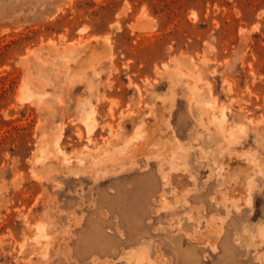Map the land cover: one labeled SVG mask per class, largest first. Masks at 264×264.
I'll list each match as a JSON object with an SVG mask.
<instances>
[{
    "label": "rangeland",
    "instance_id": "obj_1",
    "mask_svg": "<svg viewBox=\"0 0 264 264\" xmlns=\"http://www.w3.org/2000/svg\"><path fill=\"white\" fill-rule=\"evenodd\" d=\"M132 255L264 264V0H0V264Z\"/></svg>",
    "mask_w": 264,
    "mask_h": 264
},
{
    "label": "bare ground",
    "instance_id": "obj_2",
    "mask_svg": "<svg viewBox=\"0 0 264 264\" xmlns=\"http://www.w3.org/2000/svg\"><path fill=\"white\" fill-rule=\"evenodd\" d=\"M83 63H84V62H83ZM85 65H86V64H85ZM24 86H25V85H24ZM211 111H212V110H211ZM211 111H210V112H211ZM220 111H221V110H220ZM220 111L217 110V111L215 112V114H214V112H211V114H210V115L215 116V117L219 120V122H220V121L222 120V118L224 117V116H222L223 114H221L222 111H221V112H220ZM210 112H209V113H210ZM207 113H208V111H207ZM208 116H209V115H208ZM91 118H92L91 116H89V117L86 118V121H87V125H88V126H89L90 123L92 122V119H91ZM60 152H62V151H60ZM242 183H243L242 180H240V182H238V186H239L240 190L243 188V187L241 188ZM41 234H42V233H41ZM212 234H213V233H212V230L208 228V229L206 230V232H205V237L212 236ZM203 239H204V238H203ZM132 256H133L132 258L130 257V258H131V260H130V263H131V264H136V263L138 264L137 259H138V261H139L140 258L144 259L145 262L148 261L146 258H143L142 255H141V257L134 256V255H132Z\"/></svg>",
    "mask_w": 264,
    "mask_h": 264
}]
</instances>
